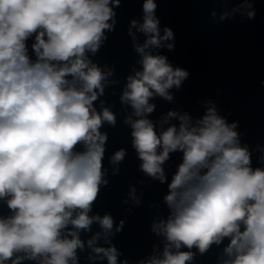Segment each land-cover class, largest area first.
Returning <instances> with one entry per match:
<instances>
[{
	"label": "clouds",
	"instance_id": "1",
	"mask_svg": "<svg viewBox=\"0 0 264 264\" xmlns=\"http://www.w3.org/2000/svg\"><path fill=\"white\" fill-rule=\"evenodd\" d=\"M119 3L0 0V198L10 197L7 205L14 211L0 219V264L21 252L25 256H16L12 264L38 257L41 264H76L75 250L83 247L78 230H88L94 220L105 232L112 229L111 216L88 215L100 185L107 183L102 180L107 135L100 128L104 121L115 125V116L107 108L97 113L93 102L103 94L102 82L110 73L85 53H95L106 38L104 30H112L108 21L115 13L110 4ZM143 7L144 22L132 21V27L151 34L136 47L143 55V70L128 77L121 97L138 117L153 111L148 100L154 93L170 100L167 89L179 87L187 76L174 71L165 57L145 53L150 45L170 39L172 32L166 28L159 36L153 0ZM254 15L248 13L249 18ZM34 33L35 62L25 44ZM179 119V130L173 125L159 135L147 118L126 121L133 129L141 169L149 176L164 182L161 165L170 152L183 151L164 198L171 216L153 225L168 241L164 258L154 257L148 264H185L193 253H173L172 247L195 246L204 253L225 237H230L224 251L231 259L224 264H264V170L250 167V153L239 146L236 125H228L214 108L199 126L189 127L187 115ZM80 144L84 150L76 151ZM124 156L123 149L117 151L113 163ZM69 224L77 231L70 233L72 239L62 238ZM94 251L103 253L108 264H117L115 247Z\"/></svg>",
	"mask_w": 264,
	"mask_h": 264
},
{
	"label": "water",
	"instance_id": "2",
	"mask_svg": "<svg viewBox=\"0 0 264 264\" xmlns=\"http://www.w3.org/2000/svg\"><path fill=\"white\" fill-rule=\"evenodd\" d=\"M145 2L120 0L119 6L110 4L115 13L108 21L112 30H104L106 38L95 53H85L92 64L110 73L102 82L103 94H98L93 107L97 113L107 108L115 116V125L104 121L100 128L107 135L102 159V180L107 183L100 185L88 215L100 218L109 215L113 226L105 232L94 220L88 230H78L83 247L75 250L76 264H108L103 253L94 251L97 247H115L117 264H148L154 257L164 258L168 241L153 230V225L166 222L171 216L164 198L183 162V151L170 152L161 165L164 182L149 176L141 169L143 161L133 146V129L126 122L129 117L133 121L147 118L159 135L173 125L179 130V117L184 115L189 127L199 126L208 109L214 108L228 125H236L239 146L250 153V167L264 170V0H153L159 36L163 37L167 28L172 37L162 39L159 46L150 45L145 53L165 57L174 71L183 70L187 76L179 87L167 89L170 100L154 93L148 100L154 106L153 111L138 117L131 104L121 97L127 89L128 77L143 70V55L136 47L143 46L151 34L132 27V21L137 25L144 22ZM249 12L255 13L253 18H249ZM35 35L25 41L27 55L33 62L37 59L32 48ZM169 112H175L176 116L170 117ZM121 149L125 151L123 160L113 163L115 153ZM75 150L83 151V144ZM161 150L158 148L157 153ZM9 198H0V219L14 215L7 205ZM73 231L77 229L67 225L62 238L72 239ZM93 237L96 239L90 246L88 242ZM229 243L230 237H225L204 253L195 246L191 249L182 246L179 250L172 247L170 251H191L193 257L185 264H224L231 259L224 251ZM16 256L25 254L16 253L12 259ZM12 259L5 264H12ZM41 259L25 258L20 264H41Z\"/></svg>",
	"mask_w": 264,
	"mask_h": 264
}]
</instances>
